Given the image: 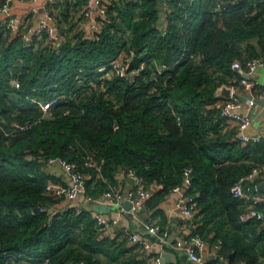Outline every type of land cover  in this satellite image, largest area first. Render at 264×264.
<instances>
[{
  "label": "trees",
  "instance_id": "obj_1",
  "mask_svg": "<svg viewBox=\"0 0 264 264\" xmlns=\"http://www.w3.org/2000/svg\"><path fill=\"white\" fill-rule=\"evenodd\" d=\"M87 1L53 5H64L58 49L25 45L0 24V264H145L127 256L139 244L101 234L89 209L40 210L62 201L46 192L50 179L58 181L45 168L55 157L77 162L90 196L134 169L146 187L159 185L149 209L191 168L192 234L221 241L207 264H264V222L243 221L246 203L231 192L241 175L264 164V140L243 143L237 127L220 133L228 120L211 106L220 85L238 81L234 60L264 54V0H170L161 23L158 0H108L95 32L83 26ZM80 13L82 24L74 20ZM120 55L129 71L140 69L134 80L99 70ZM13 76L19 89L10 85ZM51 98L43 116L38 101Z\"/></svg>",
  "mask_w": 264,
  "mask_h": 264
},
{
  "label": "built area",
  "instance_id": "obj_2",
  "mask_svg": "<svg viewBox=\"0 0 264 264\" xmlns=\"http://www.w3.org/2000/svg\"><path fill=\"white\" fill-rule=\"evenodd\" d=\"M13 0H5L0 8V13L3 15L2 25H4L8 30L12 32L13 35L20 34L25 45H30L39 41H43L45 44H51L55 49H58L63 41V37L56 32L58 26L57 23L54 24V13L47 10L46 17L37 23L36 28H21V24H17L12 12L11 3ZM37 1V0H33ZM63 0H47V5H54ZM166 2L170 0H165ZM107 5L105 2H100L96 5L93 0H88L87 4L83 7V14L86 20L89 22L88 32L99 31L101 28L100 17L104 18L106 14ZM38 7L32 9L36 12ZM82 21H79L81 24ZM56 27V28H55ZM46 33V36H44ZM189 57L194 58L193 54ZM144 65H141L143 68ZM231 68L237 72L239 79L235 86H232V93L230 97L220 100L216 103L217 107L220 109V113L228 121L235 122L237 125V138L243 143L247 142H261L264 140V129L261 128L259 133L254 135H248L245 130L252 125L253 117L251 110L257 104V102L262 101L264 98V85L255 78L256 72L259 69H264V54L262 56L247 60L245 63L240 60H234L231 64ZM159 69V68H158ZM164 69H159V72ZM100 71L105 74L104 77L111 78L113 76L127 78L134 80L135 75L140 69L129 71L127 68V63L123 57L120 55L114 59L107 69L106 66L99 68ZM152 79L155 75L151 76ZM10 85L14 89H19L21 87V82L14 76L10 79ZM263 87V89H262ZM260 90V95H256V90ZM247 96V98L244 97ZM34 100V99H31ZM56 102V98H51L47 101H38L43 116L49 113V109L52 104ZM178 123H180V116H178ZM19 128H26L28 124H17ZM49 166L60 167L63 172L68 177V183H62L60 181H54L50 179L46 184V192L53 195L56 198L62 199V201H69L65 205L64 209L68 206L75 207L78 212H80L83 207L74 201L79 195H83L84 201L95 204H102L105 200L109 202L118 203L119 200L123 198L125 191L123 188L117 186L116 184H111L107 190L102 192L97 196H90L86 194L85 185V173L81 170L77 162L70 161L66 158L55 157L48 158L46 161ZM97 166L100 170L101 165L93 162L91 159H87V166ZM124 175L129 178L132 182V187L126 192L127 197L131 202V208L128 213L134 217H138V213L145 207L147 199L151 196L152 192L145 186L143 177L139 175L134 169L130 168L127 171H123ZM192 170L191 168H186L184 171L183 180L180 184L176 185L172 191L177 192L179 195L178 200L175 202V209L179 210L186 217H193L197 212V202L193 195L189 194V189L192 182ZM264 182V164L255 165L251 170L243 175H241L231 187V192L235 197L241 198L245 203L246 207L241 214V219L245 222L257 221L264 222V192L258 190L257 186L259 183ZM51 207H47L43 204L40 205V210L44 212H52ZM97 221V227L101 234H105L109 229L112 222L106 216L97 210L92 213ZM145 229L149 235L154 238H159V243L166 245L172 249L185 250L188 253L189 258L198 264H207V261L202 256L201 250L206 244V241L200 235L191 236L188 239L177 240L173 243L169 242L167 239V234L162 232L161 226L151 222H145ZM133 242H138L142 245V250H146L150 243L148 241H143L138 233H132L130 235ZM155 240V239H154ZM156 241V240H155ZM221 247V241L215 244V250L218 251ZM74 264H87L85 261L80 260ZM148 264H162L160 261V256L155 257L152 262Z\"/></svg>",
  "mask_w": 264,
  "mask_h": 264
},
{
  "label": "crops",
  "instance_id": "obj_3",
  "mask_svg": "<svg viewBox=\"0 0 264 264\" xmlns=\"http://www.w3.org/2000/svg\"><path fill=\"white\" fill-rule=\"evenodd\" d=\"M100 2L107 3L108 0H93V3H96V5ZM160 6L163 8L164 12L166 9L169 8L168 3L165 0H158ZM61 3V2H60ZM38 7V10L36 12H33L32 9L34 7ZM52 7L54 12V24L57 23V20H59L61 9L64 7V5L54 6L53 5H47V0H13L11 3V12L19 26L21 24V28H36L37 23L44 19L46 17L47 10H50ZM58 16V17H57ZM78 17V18H77ZM74 18V20L79 24V21L83 23L84 20H80L81 13L79 16ZM3 15L0 13V24L2 23ZM81 23V24H82ZM89 22L85 19V22L83 23V26L88 29ZM59 26V25H58ZM57 26L56 32L61 35V37H65L64 34L59 30V27ZM60 27L68 28L69 26L65 23H62ZM46 43V41H45ZM255 78L259 80L263 86L264 85V69H259L256 72ZM228 86H235L237 83H235V79H231L229 83H225ZM263 89V87H262ZM260 88L256 90V95H260ZM245 98L247 96L244 95ZM224 98L220 96L218 97V100L215 101V103L211 106L217 107L218 102L220 100H223ZM262 101L257 102V104L252 108L251 113L253 117L252 125L249 126L245 132L248 135H254L259 133L261 128L264 129V98H261ZM234 127H237L235 122L228 121V124L224 127H221L219 129L220 133H227L231 132ZM46 170L56 178V180L62 182V183H68V177L63 172V170L60 167L57 166H49L45 165ZM116 185L123 188L125 191V194L123 195V198L119 200L118 203L109 202L108 200H105L102 204H95V203H89L84 201L83 195H79L76 200L74 201L75 204L79 203L83 208H87L91 211V213H94L95 210L98 212L104 214L106 218H108L112 222L107 232H105L106 236H109L111 238H118V241L123 240L124 238L128 239L129 246H134L138 242H133L130 235L132 233H138L141 236V239L143 241H148L150 243V246L146 250H142V245L139 244L138 247H133V249L128 253L127 256H134L138 255L139 259L145 260V264H148L149 262H152L155 257H158L161 255V251L164 249H169L170 247L166 245H162L161 243L155 241L154 237L149 235L145 229V222H151L155 223L161 226L162 232H165L167 234V239L169 242L173 243L177 240H183L188 239L191 236H194L192 234V222L194 219L193 217H186L184 216L179 210L175 209V202L178 200L179 195L177 192L171 191L168 195L165 196V198L160 202V204L154 208H147L146 204L145 207L139 211L138 217L134 218L128 213V206L130 205V200L127 197L126 192L132 187V182L129 180L127 176L124 175L123 171H119L116 178ZM159 188V185L157 183L150 184L148 186V189L151 192L157 191ZM69 201H61L53 204L51 206V211H59L64 209L65 205L68 204ZM212 242H206L205 246L201 250L202 256L206 261H213L217 258V251L215 250V245L211 244ZM172 249V248H171ZM171 251H177L178 256L184 257L185 254L181 250L172 249ZM186 257V256H185ZM186 260L180 261L178 260L177 264H196L191 263L190 259L185 258ZM15 264H31L29 261H19L15 262ZM32 264H38L32 262ZM173 264V263H168ZM220 264H230L226 259L221 260Z\"/></svg>",
  "mask_w": 264,
  "mask_h": 264
},
{
  "label": "water",
  "instance_id": "obj_4",
  "mask_svg": "<svg viewBox=\"0 0 264 264\" xmlns=\"http://www.w3.org/2000/svg\"><path fill=\"white\" fill-rule=\"evenodd\" d=\"M221 7H225L224 3H221ZM164 10H160V15L161 17L158 19V23H161L164 21L163 15H164ZM232 93V87L228 86L227 84H222L220 85L215 92V96L220 97H230ZM258 190L263 191L264 192V182H261L258 184L257 186ZM131 208V202L130 205L128 206L127 210L129 211ZM156 241H159V238H155ZM208 242H211V240H208ZM172 249H164L161 251V255H160V261L162 264H168V263H173V264H177L178 260L183 261L187 259H190L188 256V253L185 250H181L185 256L182 258L180 256H178V252L177 251H171ZM191 260V259H190ZM191 263H193V261L191 260ZM198 264V263H196Z\"/></svg>",
  "mask_w": 264,
  "mask_h": 264
},
{
  "label": "rangeland",
  "instance_id": "obj_5",
  "mask_svg": "<svg viewBox=\"0 0 264 264\" xmlns=\"http://www.w3.org/2000/svg\"><path fill=\"white\" fill-rule=\"evenodd\" d=\"M31 264H32V262H30ZM12 264H15V262L14 263H12Z\"/></svg>",
  "mask_w": 264,
  "mask_h": 264
}]
</instances>
